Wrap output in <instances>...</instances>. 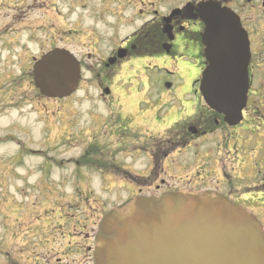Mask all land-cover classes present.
<instances>
[{
    "label": "flooded vegetation",
    "instance_id": "flooded-vegetation-1",
    "mask_svg": "<svg viewBox=\"0 0 264 264\" xmlns=\"http://www.w3.org/2000/svg\"><path fill=\"white\" fill-rule=\"evenodd\" d=\"M68 1L83 3L81 9L98 2L96 19L109 18L103 31L67 25L61 41L79 63L78 92L96 91L98 101L108 107L103 124L119 126L120 132L112 131L118 145L131 141L135 146L130 151L138 155L133 163L146 157L140 172L131 167L137 176L123 172L136 187L134 197L211 192L248 210L263 224L264 0ZM207 4L233 12L249 41L248 100L243 122L233 128L204 105L199 90L208 65L202 45L206 26L200 20V8ZM34 60L31 56V64ZM168 63L174 66L169 71ZM25 76L32 80L31 73ZM120 98L125 104L116 111L112 105ZM144 102L147 107L142 109ZM259 117L262 121L257 122ZM127 130L132 137L123 136ZM158 133L163 136L156 138ZM99 149L94 146V151ZM99 167L96 160V171ZM61 221L49 230L29 229L21 237L26 240L22 249L18 234L9 239L0 234V264H21L19 254L28 259L27 252L31 257L23 264H95L99 221L92 223L90 215Z\"/></svg>",
    "mask_w": 264,
    "mask_h": 264
},
{
    "label": "rangeland",
    "instance_id": "rangeland-1",
    "mask_svg": "<svg viewBox=\"0 0 264 264\" xmlns=\"http://www.w3.org/2000/svg\"><path fill=\"white\" fill-rule=\"evenodd\" d=\"M82 4L0 0V234H7V239L18 234L20 249L26 243L21 237L30 233L29 229L32 233L36 227L49 230L56 220L62 222V217L79 220L90 215L92 223L98 222L106 212L119 210L116 207L136 192L124 173L137 176L135 171H141L146 158L141 155L135 164L131 159L138 155L133 157L130 152L133 143L118 145L112 131L120 132L119 126L103 124L108 107L101 105L93 88L88 95L81 91L67 100L45 101L25 76L32 72L31 56L39 58L64 46L61 33L65 26L105 30L103 24L108 25L109 18L96 19L98 2H88L85 9L80 8ZM166 66L168 71L174 67L171 63ZM124 104L120 98L112 106L119 111ZM141 107L146 108V103ZM123 136L132 137L129 130ZM162 136L158 133L155 137ZM92 146L100 149L95 152ZM88 148L92 154L85 157ZM94 160L100 163L98 171L94 164L87 165ZM81 204L94 209L81 208ZM27 254L31 257V252ZM29 258L19 254V263Z\"/></svg>",
    "mask_w": 264,
    "mask_h": 264
},
{
    "label": "water",
    "instance_id": "water-1",
    "mask_svg": "<svg viewBox=\"0 0 264 264\" xmlns=\"http://www.w3.org/2000/svg\"><path fill=\"white\" fill-rule=\"evenodd\" d=\"M200 17L207 27L203 45L210 63L200 81L202 99L235 127L247 103L248 41L228 10L208 6ZM79 79L78 64L65 50L47 53L33 67L34 86L48 99L69 97ZM98 240L95 264H264L259 223L209 194L138 198L101 221Z\"/></svg>",
    "mask_w": 264,
    "mask_h": 264
}]
</instances>
